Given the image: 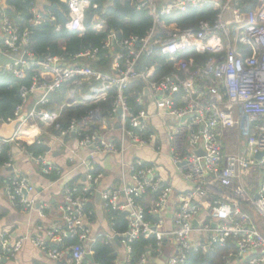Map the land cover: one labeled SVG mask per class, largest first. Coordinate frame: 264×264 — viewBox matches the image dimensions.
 Returning a JSON list of instances; mask_svg holds the SVG:
<instances>
[{"label": "built area", "instance_id": "2783aa9c", "mask_svg": "<svg viewBox=\"0 0 264 264\" xmlns=\"http://www.w3.org/2000/svg\"><path fill=\"white\" fill-rule=\"evenodd\" d=\"M2 1L0 55L11 61L0 66V73L9 72L18 79L32 73L31 84L20 89L21 102L13 116L0 117L1 125L13 129L8 137L0 136V153L5 145L10 147L8 161L0 166V187L8 200L25 211L39 204L38 190L15 170L14 156L25 153L45 176L59 173L47 160L51 148L44 137L52 133L53 141L73 159L80 151L90 150V159L116 157L121 166L116 188H102L104 173L94 175V167H84V174L63 186L59 208L63 226L46 231L40 228L38 236L16 241L3 234L0 264L13 259L27 242L55 263L95 264L87 258L93 257L88 245L96 240L91 238L88 206L97 194L107 211L125 214L129 227L118 234L125 260L118 254L113 264H127L132 245L140 238L156 242L141 256L140 264H185L191 254L207 253L217 246L227 248L231 241L234 249L223 257L224 264H264V0H256L253 8H247L245 0H130L152 19L145 36L117 41L111 34L101 49H88L70 58L38 57L27 50L30 32H18L4 13ZM65 3L68 31L83 36L91 28L97 31L103 27L102 21L86 25L87 12L98 8L92 0ZM204 8H213L216 18L201 21L196 29H181L167 22V18L176 19L190 9ZM31 12V23L40 25L43 15L35 7ZM51 20H55L52 15ZM157 50L169 57L178 72L155 79V66H141V60L154 56ZM101 51H108L113 58L111 73L86 63L98 60ZM188 52L209 57L203 66L179 59ZM137 83L150 91L159 116L177 122L167 137L183 188L161 178L157 167L127 158L130 150L156 141V135L147 132V111H135L129 104L127 90ZM65 87L64 105L51 110L53 97ZM142 90L137 94L139 106L143 105ZM111 91L114 99L108 113L96 107L62 128L59 121L65 108L98 105L107 101ZM114 130L118 141L102 134ZM232 131L244 139L236 152L229 151L225 141ZM22 138L49 150L39 156L27 153ZM85 164L70 168L69 174ZM149 192L159 196L146 211L138 201ZM174 195L175 210L168 227L164 216ZM244 204L255 209L258 222L242 210ZM105 238L111 245L112 235ZM68 239L78 242L66 246ZM169 247L172 253L166 258Z\"/></svg>", "mask_w": 264, "mask_h": 264}, {"label": "trees", "instance_id": "16d2710c", "mask_svg": "<svg viewBox=\"0 0 264 264\" xmlns=\"http://www.w3.org/2000/svg\"><path fill=\"white\" fill-rule=\"evenodd\" d=\"M98 6L97 9H91L86 14V25L89 27L96 17H99L104 26L102 31L89 29L85 35L79 36L76 32H71L66 29L68 21V8L66 4L60 0H44L43 21L40 25H33L31 23L33 14L31 9L35 6V0H8L9 9L5 11L7 16L14 23L20 34L26 30L30 32L28 36V47L38 57L61 56L70 58L88 49L102 48L104 43L108 40L111 34L115 35V39L120 41L129 36H145L152 27V19L148 16L145 10H137L135 5L130 0L121 2L120 0H92ZM247 8H253L256 0H245ZM42 13V12H41ZM51 15L54 21L51 20ZM216 18V11L213 8L204 9H190L186 14L178 16L176 19L167 18V22H174L181 29H196L201 21L213 22ZM60 27V30L56 29ZM117 48V45H116ZM116 50V49H115ZM207 54H198L196 52H188L180 55L179 59L184 61L192 60L196 65L203 66L208 59ZM113 58L108 51H101L98 60L87 61L86 63L95 70L103 72H110V66ZM142 67L155 66L157 79L160 76L178 72L175 65L169 62V57L162 55L160 51H156L152 57H145L141 60ZM32 73L28 72L25 79H18L9 72L0 73V117L6 119L13 116L16 106L21 102L20 89L22 86H29L31 84ZM66 87L63 88L61 94L55 96V103L57 106H62L65 103ZM141 92L140 83L131 85L127 90L129 104L135 110H141L144 106H139L136 102L138 93ZM114 99V92H110L107 101L98 105L90 106H75L65 108L62 112V117L59 121L62 128H67L72 121H79L86 117L94 108L100 107L106 114L110 111ZM54 106L51 110H54ZM92 130V129H91ZM94 130V129H93ZM96 130V129H95ZM149 134L151 132L147 131ZM23 145L27 153L35 156L42 155L47 151L46 145H38L34 141L27 138H22ZM46 144V142H45ZM10 147L5 145L0 153V166L8 161V152ZM151 166L150 164H146ZM57 172H52L51 179L57 178ZM94 175L103 173L99 166H94ZM52 177V175H54ZM57 175V176H56ZM75 180V179H74ZM159 193H148L139 199V203L146 211L151 207L152 203L156 201ZM92 202L88 206V210L92 212ZM111 217L114 218V226L118 233H124L128 230V223L125 219V214H118L111 212ZM148 219L151 217L148 215ZM94 219L92 212L91 221ZM78 241L76 239H68L64 245L72 246ZM227 248L214 247L207 253L191 254L185 264H224L223 257L229 251L234 249L232 241ZM52 245V244H51ZM93 252V262L95 264H113L118 253L114 246L105 242L103 237L96 238V240L88 245ZM156 242L154 240H145L140 238L132 245V253L129 255L127 264H140L141 256L148 252V249L154 248ZM4 264V263H3Z\"/></svg>", "mask_w": 264, "mask_h": 264}, {"label": "crops", "instance_id": "0c3cea01", "mask_svg": "<svg viewBox=\"0 0 264 264\" xmlns=\"http://www.w3.org/2000/svg\"><path fill=\"white\" fill-rule=\"evenodd\" d=\"M7 1L8 0H6V7L3 8L4 13L7 9H9ZM60 1L66 4L65 0ZM45 4L46 3H44V0H35L34 7L37 11H39L40 13L42 12L41 14H43ZM101 21L102 20L99 17H96L91 26L100 23ZM102 29L103 27L97 31H102ZM10 61L11 60L9 58L0 55V66L8 64ZM111 66L109 73H111ZM142 91L144 110H146L149 115V118L147 119V127L151 134L156 135V141L154 144L146 148L130 150L127 158L132 160L141 159L145 161V163H149L157 167V172L161 178H163L164 180H169L178 188H183L182 178L178 174L175 168L176 166L171 159V147L169 145L167 137L169 128L173 127L177 122L170 117L159 116L156 103L150 91H147L146 89H143ZM55 96H57V94ZM55 96L52 99L53 103L49 107L50 109L52 106L55 107L54 109L58 107L55 103ZM12 131V127L3 126L0 124V136L8 137L9 135H11ZM102 134L108 138H113V140L115 141L118 139V132L116 130L111 132L102 131ZM50 135H53V133ZM50 135L44 137V141L51 148L48 152L47 160L53 167L59 168L60 174H58V176L56 175L57 178L51 179V175L45 176L39 166L31 162L29 157L25 153L17 152L15 154V170L19 174L27 177L30 182L36 187L39 192V204L34 210L25 211L22 208L11 203L8 200L3 188L0 187V242L3 234H9L11 240L16 241L21 237L38 236L41 233V231H39L40 228L46 231L47 229L53 227H62V216L59 208L63 203V186L66 183L70 182L72 179L78 177L81 174H84V170H86L84 167H94L97 165L102 169L105 175L104 181L102 183V188H116L119 184L120 173L118 167L121 166L119 158L93 157L92 159H90V150H82L80 151V154H78V158L73 159L70 157L69 153L66 150H63V148H59L57 143L53 141V136ZM157 148H160V150L158 151ZM81 162H85V166L80 167L81 170H79L78 172L69 174L70 168L76 167ZM53 176H55V174L52 175V177ZM63 176L65 178H62ZM175 200L176 197L174 195L171 199L169 210L166 211L164 216L168 227L170 226L171 219L174 214ZM92 204L94 219L90 223L91 238L96 239L98 237H103L104 239H106L105 236L112 235L110 241L111 245L116 248L117 253L120 255V260H125V256L122 254V238L118 235L122 233H118L116 231V227L114 226V218L111 217V212L105 209L103 201H101V199L97 200V197L93 199ZM116 239L118 240L117 242ZM171 253L172 248L169 247L168 250L165 251L164 256L168 258ZM4 264L57 263L50 261L45 255H43L41 251L35 248L30 242H27L24 245L23 249L13 259L5 260Z\"/></svg>", "mask_w": 264, "mask_h": 264}, {"label": "rangeland", "instance_id": "374dc122", "mask_svg": "<svg viewBox=\"0 0 264 264\" xmlns=\"http://www.w3.org/2000/svg\"><path fill=\"white\" fill-rule=\"evenodd\" d=\"M227 148L229 151L236 152L239 150L241 144L244 142V139L242 137L237 136L236 131H232L229 133L225 139ZM242 210L247 213L254 222H258V215L255 209L247 204L242 205ZM259 230L261 231V228L259 227Z\"/></svg>", "mask_w": 264, "mask_h": 264}, {"label": "water", "instance_id": "95a60500", "mask_svg": "<svg viewBox=\"0 0 264 264\" xmlns=\"http://www.w3.org/2000/svg\"><path fill=\"white\" fill-rule=\"evenodd\" d=\"M2 8H5L6 7V0H4L3 2H2ZM147 91H148V89H146ZM48 150H49V148H48ZM199 154V153H198ZM262 157V155L261 154H258L257 156H256V158L257 159H260ZM101 199V197H100V194H97V200H100ZM213 226H215V225H213ZM118 240L116 239V242H117ZM90 261H93V257L90 255V256H88L87 257ZM57 264H67L65 261H61V262H58ZM158 264H162L161 262H158Z\"/></svg>", "mask_w": 264, "mask_h": 264}]
</instances>
